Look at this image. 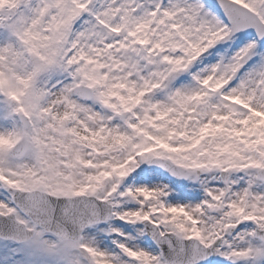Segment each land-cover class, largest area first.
<instances>
[{
  "label": "snow or ice",
  "instance_id": "1",
  "mask_svg": "<svg viewBox=\"0 0 264 264\" xmlns=\"http://www.w3.org/2000/svg\"><path fill=\"white\" fill-rule=\"evenodd\" d=\"M0 264H264V0H0Z\"/></svg>",
  "mask_w": 264,
  "mask_h": 264
},
{
  "label": "rangeland",
  "instance_id": "2",
  "mask_svg": "<svg viewBox=\"0 0 264 264\" xmlns=\"http://www.w3.org/2000/svg\"><path fill=\"white\" fill-rule=\"evenodd\" d=\"M101 246L103 247V246H105L104 244H101Z\"/></svg>",
  "mask_w": 264,
  "mask_h": 264
}]
</instances>
